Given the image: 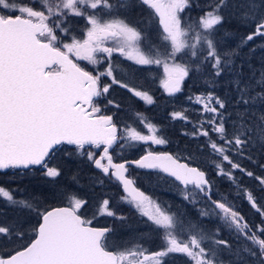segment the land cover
I'll return each instance as SVG.
<instances>
[{"label":"snow or ice","instance_id":"6c2138e0","mask_svg":"<svg viewBox=\"0 0 264 264\" xmlns=\"http://www.w3.org/2000/svg\"><path fill=\"white\" fill-rule=\"evenodd\" d=\"M137 4L151 10L153 19L158 17L159 43L153 44L146 31L118 14ZM190 7L191 0H0V172L39 166L44 176L55 180L61 170L49 166L51 155L62 146H73L69 155L85 158L103 177L122 186L121 200L147 217L161 245L149 251L142 243L147 234L121 246L111 245L113 229L93 227L91 219L83 218L80 210L86 201L74 193H60L68 201L66 207L41 210L39 198L17 196L19 189L0 185V200L38 218L30 231L26 222L0 221V264H165V258L175 253L183 254L189 264H264V204L234 173L238 170L256 180L262 190L264 176L233 158V153L244 156L257 146L264 149V61L245 79L243 65L237 69L234 59L239 48L251 41L261 40L258 47L264 48V0H207L203 14L185 23L180 14ZM69 17L85 21L82 35H71L70 42V25L65 26ZM228 17L252 29L232 49L224 47V38L233 33L225 30L223 36L216 35ZM107 41L113 45L107 46ZM255 51L256 47L250 49ZM115 53L134 65L161 66V85L169 96L181 91L193 70L211 77L205 82L213 89L222 75H233L228 81L236 92L233 100L226 101L214 90L189 98L200 106L203 117L193 124L191 135L206 138L203 147L215 157L211 163L216 175L236 188L237 197L247 200L260 216L259 223L246 221L229 200L231 193L216 188L205 171L168 153L148 151L136 161L114 162L110 150L120 140L167 143L150 122L148 135L128 126L120 135L113 117L101 114L98 101L113 85L148 105L155 102L135 83L138 69L128 77V70L114 62ZM184 57L186 63L178 62ZM82 61L93 70L81 66ZM105 79L110 82L103 83ZM171 118L189 121L183 111L172 112ZM128 163L174 177L184 186L185 200L193 206L206 202L197 210L201 219L172 213L135 187L134 179L126 176ZM109 204L108 199L102 201L101 215L126 219ZM204 218L218 220L234 235L236 246L220 237L221 226L206 229Z\"/></svg>","mask_w":264,"mask_h":264},{"label":"rangeland","instance_id":"374dc122","mask_svg":"<svg viewBox=\"0 0 264 264\" xmlns=\"http://www.w3.org/2000/svg\"><path fill=\"white\" fill-rule=\"evenodd\" d=\"M196 7L192 9L185 10L183 13H181V17L185 23H192L194 20H196L200 15L202 9H204V5L206 4L207 0H192ZM115 2V0L113 1ZM199 5V7L197 6ZM149 16H148V23L146 24V28L143 31H146L147 34H150L149 38L151 40H156V42H152L153 44L159 43L158 39V33L162 31V28L159 27L157 30V27L154 23V20L151 16V12L148 10ZM122 18H126L128 23L137 27H139V22L137 19V5L128 9V10H120L118 13ZM145 22L147 20L146 13L144 14ZM149 20H151V23L149 25ZM226 24L220 28V30L217 32V37L223 36V33L225 30L233 33L230 37L224 38V47L228 49L236 48L242 37L237 31L229 30V25H233L234 22L231 20L230 17L226 18L225 20ZM69 42L71 35H78L79 38L82 34V29L84 28L85 21L83 18L79 17H69L66 21L65 26H69ZM228 28V29H227ZM243 28L247 31L249 27H246L243 25ZM261 43V40L257 39L254 41H251L248 43L247 46H244L242 48H239V56L235 57V65L237 66V69L240 68L241 65H243L242 71L244 73L245 79L250 75L251 71L254 69H258L262 66V61H264V48L258 47V45ZM113 45V42H112ZM252 47H256V51L254 53L250 52V49ZM119 57V59L123 60L124 63L121 61L123 66H129L126 63H130L134 67L137 65H134L132 61L126 60L124 57L120 56L119 53L114 54L115 57ZM188 58L184 57L182 59H179L178 62H187ZM249 64L252 66L249 67ZM156 68H152V67ZM149 67V68H147ZM160 68H162L160 66ZM154 73L156 76L158 69L157 65H150L145 66L144 69V77L145 84L143 87V90H146L149 92V94H154L156 92V88H154V84L150 81L149 76L151 73ZM196 76L193 79H191V76L189 77L188 81H186V78L184 80L185 83V89H181L180 92L172 95L167 96L165 99L162 100H154L155 102L151 105L145 104L140 106V114L143 113V115L140 116V121L145 120V123H140V132L141 134L148 135L150 134L147 129V123L150 122L154 124L157 129V135L164 138L167 143L163 145H156L152 144L150 142H138V141H124V143H121L119 145H122L123 147H126L127 151L129 152L128 155H140V150L147 151L150 149V146L157 147V148H163V150H166L174 156L182 161H186L190 165L199 167L202 169V167L206 166L207 170H204L208 174V178L211 179L214 183L216 188H218L221 192H224L229 195V200L232 201L236 205V209L240 212V214L245 218L246 221H248L251 224H257L260 222V216L255 213V211L250 207L247 200L243 199L242 197H237L235 195L236 188L230 184L229 181H227L225 178H222L220 176L216 175V171L214 169V166L211 163L212 159H215V157H209L208 152L203 147L205 139L204 137H195L191 135V132H187L185 127H190L189 125H193L197 121L201 120L200 117L194 116V113H196V109H198V113H200V106L194 105V102L190 101L187 98L189 84L193 83H202V86L206 85V80H210L211 77L207 76L206 73H197L194 70L190 72V74ZM233 78V75L231 73L222 75L216 82V84L219 86V92L221 93L220 97L224 98L226 101H231L235 98L236 92L233 88V86L228 83L229 80ZM186 81V82H185ZM216 85V86H217ZM209 91L213 89L211 86L208 85ZM131 98V97H130ZM133 99H129V102H131ZM168 108L171 110L168 111ZM229 111L232 110V105L229 104ZM174 111H183L185 115L189 118V121L176 119L173 120L171 118V113ZM132 113V112H130ZM139 113V111L136 112ZM135 120L138 123V118L136 117ZM131 125L135 126L136 122L133 121L131 118ZM139 123L133 127L136 130L138 129ZM122 147V148H123ZM72 148L66 147L63 148V150H58L54 157L49 162V166L58 167L61 170V175L55 180H52L51 178H47L43 174V170H41L36 176L35 174H31L29 176L25 174H17L15 176H12L11 178L7 176L0 175V181L3 182V186L6 188L10 184V181H14L11 186L12 189H19L20 191L17 192V196H23V197H30L32 194L34 197H37L41 201V210H44L45 208H51L55 205H63L68 204L67 199L61 195L60 193L62 191H66L69 193H74L75 196L78 198L86 201L88 203L89 207H94V210L96 213L99 209L100 204L104 199H108L110 201L109 208L110 210L116 211L117 216H123L126 219L120 220L116 218V224L117 226H120V228H117V235H121V233L125 230L129 231H135L134 234H131V236L128 239V242L138 239V226L144 225L146 227H151V222L147 220V217H144V224H141V217H138V211L128 205L127 203L123 202L121 200V196L124 195L122 192V189L120 188L121 185H119L118 182H114L108 178L103 177L102 173L98 170H96L93 166L89 164V162L85 158L77 157L74 155H69L68 153L71 151ZM263 150L260 147L251 148L250 150ZM235 156V153H234ZM250 156H253L251 153ZM254 164V161L252 162ZM261 165H264V163H258L256 167H261ZM247 169V167H245ZM264 169V168H262ZM203 170V169H202ZM248 171H252L255 175L254 169H247ZM14 175V174H13ZM76 177V180H73V177ZM237 179L239 180V183L248 188L252 194L257 198L258 202L261 204H264V190L261 189L259 183L250 178L246 175H243L241 173L238 174V172L235 174ZM261 176V175H260ZM25 177H33L32 179H24ZM132 177L138 182L141 183L144 187H146L147 194L154 198L155 196H152V194H164L166 196L169 195H180L184 196V191L177 189L175 185V182L171 180L165 179L161 174L154 173V174H140V170L135 169L133 170ZM103 179V184L96 183V180ZM97 186V187H96ZM85 203V204H86ZM199 204V203H197ZM196 204V205H197ZM193 206V205H192ZM90 208H87V210ZM91 210V209H90ZM17 213L13 214V211L9 208V206L4 203L2 200H0V221H13L18 220L25 222L27 221V217L29 218V222L32 225H35L37 222V217L35 216V213H26L21 212L19 209L16 208ZM123 211V212H122ZM243 212V213H242ZM88 216L90 213L86 211ZM3 214H9L14 216L13 219L5 218ZM100 214V213H99ZM198 219H201L199 217V214L196 215ZM95 220V216H92ZM100 224H106V217L105 215L100 214ZM252 219H251V218ZM257 221H256V219ZM208 218H204L203 220H207ZM255 219V220H254ZM212 220L214 223L216 222L215 219H209ZM255 222V223H254ZM26 227L28 224L25 225ZM221 226L220 223L214 224L213 228H209L208 230H214L216 227ZM220 237L226 240H229L230 243H232L234 246L238 243L234 235L230 234L229 230L226 227L221 226V232ZM115 245V244H113ZM18 247V245H16Z\"/></svg>","mask_w":264,"mask_h":264},{"label":"flooded vegetation","instance_id":"af4514ba","mask_svg":"<svg viewBox=\"0 0 264 264\" xmlns=\"http://www.w3.org/2000/svg\"><path fill=\"white\" fill-rule=\"evenodd\" d=\"M121 10H124V9H121ZM148 10L149 9L146 6H141V5L137 4V19H138V22H139L140 30H142V31L146 28V24L148 23V16H149ZM149 11L151 12V10H149ZM145 13H146V17H147L146 22H145V19H144V14ZM153 20H154V23H155V25L157 27V30H158L159 27H160L159 24H158V17L154 18ZM149 36H150V34H147V37H148V39L151 42H156V40H154V41L151 40L149 38ZM106 45L107 46H112V41H107ZM113 60H114L115 63L120 64L122 68L128 70V77L131 76L132 70H133V65H131L130 63H126L129 66H123L121 61L123 63H124V61L119 59V57H117V56L115 58L113 57ZM80 63H81V66L87 65L86 61H82ZM105 66H106V64L105 65H100V66H98V68H99V70L102 71ZM87 67H88V70H90V71L93 70V67L91 65H87ZM147 68H149V67H147ZM152 68H156V67L153 66ZM134 69H138V71H136V73H135V77H136L135 83L138 86H142V89H143L144 84H145V79H143L144 74H145L144 73L145 66H138L137 65L136 67H134ZM157 69H158V72H157L156 76L152 72L151 75L149 76V79L154 84V88H156V92L154 94H150V95L153 97L154 100L159 101V100L165 99L168 96V94H167V92L164 90V88L161 85V79L163 78V68H160V66H157ZM128 77H124L126 82L128 81ZM117 78H121V76L118 74ZM102 82L103 83H108L110 81L105 79ZM208 85L209 84H206L204 86L201 85L200 87H195V88L189 87L188 91L190 93L194 94V97H195L196 95H199L201 93H207L209 91ZM216 85H215V87L218 88V85L217 86ZM184 86H185V84H184V81H183V83L181 85V89H183ZM212 90L213 89H211V91ZM192 94H190L191 97H192ZM216 94L218 96L221 95V93L219 92V89H218V92H216ZM129 99H133V100L131 102H129ZM108 100H113L114 103L113 104H108L107 103ZM98 103H99V105H100V107L102 109L101 114L111 115L113 117V122L118 125V129H119V133L118 134H120V135L124 134L125 126L133 128L138 123H139V125H138L137 131H140V122H139L140 121V116L138 117L136 115V112L139 111V113H140V106L146 104L140 98L134 97L131 93H129L126 89L121 88L119 85H113L112 88H110L109 94L106 97L100 98ZM116 105H119V107H116ZM130 112H132V113H130ZM141 114L144 116L143 113H141ZM136 117L138 118V123L135 120ZM131 118L133 119V121L136 122L135 126L131 125V122H130ZM121 143H124V140L118 141V144L114 147L113 150H111V154L113 155V160H114L115 163H123V162H126V161L127 162L136 161V160L140 159L143 155H145L148 151H152V152H155V153H166V152L170 153V152H168L166 150H163V148L159 149L157 147L150 146V149L147 150V151L140 150V155L139 154H136V155H131L130 154V155H128L129 152L126 150L127 148L123 147V146H122L123 147L122 148L121 145H119ZM64 147L72 148V146H66V145ZM58 150H63V148H60ZM55 153L51 156L50 160L52 159V157L56 156ZM50 160H49V162H50ZM126 167L128 168L127 176L129 178H133L132 177V173H133V170L135 168V169L140 170V174L148 175V174L159 173L165 179L169 180V182H171V180L173 182H175L172 178L168 177L163 172H160L158 170H150V171H148L146 169H140L135 164H132V163H129ZM41 170H43V169H41L40 167H35V168L27 169V170L9 169L6 172H0V175L7 176V177L10 176L9 178H11L12 176H15L17 174H25L27 176H29L31 174H35L36 176H38V174H39V172ZM30 178L32 179L33 177H25L24 179H30ZM13 182L14 181H10L9 182L10 185L8 187H10V188L13 187V186H11V184ZM175 183L178 184V185H175L177 187V189L184 191V187H182L177 182H175ZM1 184H3L2 181H0V185ZM134 184L136 185L137 188H139L140 190L144 191L147 194V190L148 189L146 187H144L141 183H138L135 179H134ZM120 188L122 189V186H120ZM152 196H155L153 198V200H155L157 203H160L162 207L166 208L170 212L176 213L177 215H181V214L186 213L187 218H190L193 221L199 220L198 217L196 216V215H198V211L197 210L201 209V208H205V204H206V202H199V204H197L195 206H192L191 203H189L187 200L184 199V196H180V195H169V196H166L164 194H152ZM30 197H33V195L31 194ZM189 198L191 199L192 196L190 195ZM67 205L68 204L55 205V206H52L51 208H48V210H51V209L56 208V207H66ZM9 208L13 211L12 215L17 213L16 208H13V207H9ZM87 208H90L91 210L90 209L87 210ZM86 211H88L90 213L89 216L86 213ZM112 211H114V210H112ZM114 212H116V211H114ZM80 214L82 215L83 218L91 219L93 227H109V228L113 229L112 233H110V244L111 245L115 244L113 246H121V245L127 244L128 243V239L131 236V234L135 233V231L131 232L129 230H125V231H123L121 233V235L120 234L117 235V228H120V226L115 225L116 224V217H110V216H107L105 214L106 224H104V223L100 224L99 223V221L101 219L100 214L98 212L96 213V211L94 210V207H89L88 203H86L82 207V209L80 210ZM137 214H138L139 218L141 217V224H144V217H142L139 213H137ZM3 215H4L5 218H10V219H13V217H14V216L9 215V214H3ZM92 216H95V220H94V218ZM27 219L28 220L25 221V222H26V224H28L27 227L29 228V231H30L31 223L29 222L30 220H29L28 217H27ZM256 221H257V219H256ZM5 222H6V220H5ZM217 223H220V222L218 220H216L215 223L212 220H209V219H207L205 221L203 220V225H204V227L206 229L213 228V225L217 224ZM137 233H138V238L140 237L141 234H147L146 238L142 241V243L144 244L145 247H147L149 249V251H156L161 246L158 234L152 231V226L151 227H146L144 225H139ZM147 236H150L151 238L149 239V238H147ZM165 264H189V262H188L187 258L185 256H183V254L175 253V254H170L169 257L165 258Z\"/></svg>","mask_w":264,"mask_h":264},{"label":"trees","instance_id":"16d2710c","mask_svg":"<svg viewBox=\"0 0 264 264\" xmlns=\"http://www.w3.org/2000/svg\"><path fill=\"white\" fill-rule=\"evenodd\" d=\"M194 7H196V5H195V3L191 0V7L190 8H186L185 10H188V9H192V8H194ZM184 10V11H185ZM203 11H204V9H202V13H201V15L203 14ZM231 18V20L234 22V24L233 25H229V30H234V31H237L239 34H240V36L242 35V36H246L250 31H252V29L249 27L248 28V30L246 31L244 28H243V25L242 24H240L239 22H238V20H236L234 17H230ZM226 24V22L224 23V25ZM223 25V26H224ZM222 26V27H223ZM228 29V28H227ZM190 76H191V79H193V77H196V76H194V75H192V73L191 74H189ZM190 76H188L187 78H186V81L187 82H189L188 81V79H189V77ZM185 81V82H186ZM185 84V83H184ZM202 84L201 83H193V84H189V87H192V88H195V87H200ZM185 87V86H184ZM183 87V90L185 89ZM188 87V88H189ZM219 87V86H218ZM214 91H215V93L216 92H218V88L217 87H215L214 89H213ZM212 90V91H213ZM187 92H188V94H187V98L189 99L191 96H190V94H192V93H190L188 90H186ZM192 97L194 98V94H192ZM223 98V97H222ZM224 99V98H223ZM190 100V99H189ZM191 101V100H190ZM192 102H194L193 100H192ZM194 105H196V106H198L197 104H195L194 103ZM168 111L170 112V110L168 109ZM194 116H196L197 117V119H198V117H200L199 119H203V117L201 116V114L200 113H198V109H196V113H194ZM190 127H185L186 128V130H187V132H191L192 133V131H193V125H189ZM62 148H66V147H62ZM206 150V149H205ZM207 151V150H206ZM251 153L253 154V156H251L252 157V159L250 160V159H248L247 158V156H250L251 155ZM233 158L236 160V162H238V163H240L241 164V166L243 167V168H245V167H247V169H254V171H255V173H256V175H258V176H264V169H262L261 167H256L257 166V164L258 163H264V149L263 150H259V149H255V150H250V151H246V153H245V155L244 156H238V155H236L235 154V156H234V153H233ZM254 161V164L252 163ZM202 169L203 170H207V168H206V166H204V167H202ZM238 172V174H240L241 175V173L237 170V171H235V173L234 174H236Z\"/></svg>","mask_w":264,"mask_h":264},{"label":"water","instance_id":"95a60500","mask_svg":"<svg viewBox=\"0 0 264 264\" xmlns=\"http://www.w3.org/2000/svg\"><path fill=\"white\" fill-rule=\"evenodd\" d=\"M67 146V145H66ZM73 147V146H72ZM115 147V146H114ZM111 151V150H110ZM167 153V152H166ZM168 154H170V155H172L174 158H176L175 156H174V154H172V153H168ZM53 155V154H52ZM51 155V156H52ZM177 159V158H176ZM139 160V159H138ZM180 163H187L186 161H182V160H179V159H177ZM129 164V163H128ZM128 164H126V166L128 165ZM132 164H134V163H132ZM187 164H189V163H187ZM190 165V164H189ZM190 166H193V165H190ZM35 167H39V166H33L32 168H35ZM196 167V166H195ZM19 170V169H18ZM24 170H27V169H24ZM146 170H148V169H146ZM202 170V169H201ZM6 171H8V170H5L4 172H6ZM148 171H150V170H148ZM127 174H128V172L126 173V176H127ZM165 175H167L166 173H164ZM168 177H170V178H172L175 182H177V183H179L182 187H184L179 181H177V180H175V178L174 177H171V176H169V175H167ZM128 177V176H127ZM135 185V184H134ZM135 187H136V185H135ZM122 191H123V188H122ZM57 208V207H56Z\"/></svg>","mask_w":264,"mask_h":264}]
</instances>
